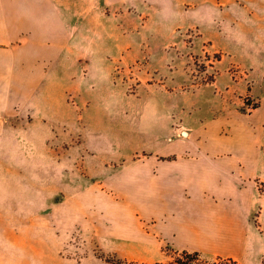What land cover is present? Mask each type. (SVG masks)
Masks as SVG:
<instances>
[{
  "label": "rangeland",
  "instance_id": "obj_1",
  "mask_svg": "<svg viewBox=\"0 0 264 264\" xmlns=\"http://www.w3.org/2000/svg\"><path fill=\"white\" fill-rule=\"evenodd\" d=\"M101 1L85 0L86 33L70 36L71 56L84 44L93 66L85 80L64 84L69 125L55 132L53 149L70 156L67 175L61 158L47 171L44 161L15 162L22 172L1 188L0 264H170L184 251L199 254L193 264H213L222 256L181 250L158 211L132 209L126 170L163 158L159 136L182 138L185 128L248 134L264 148V0H175L172 14L160 0L140 3L130 28L101 20ZM52 2L70 16L78 5ZM45 102L37 108L52 107ZM256 187L264 193V167Z\"/></svg>",
  "mask_w": 264,
  "mask_h": 264
},
{
  "label": "crops",
  "instance_id": "obj_2",
  "mask_svg": "<svg viewBox=\"0 0 264 264\" xmlns=\"http://www.w3.org/2000/svg\"><path fill=\"white\" fill-rule=\"evenodd\" d=\"M156 2L102 0L98 14L104 9L101 20L130 28L134 8L140 3L151 8ZM37 3L44 6L39 9ZM73 3L78 5L70 16L54 12L52 0H0V195L3 186L12 189L13 172L23 170L15 162L44 161L47 171L53 169L54 158H61L67 175L70 156L64 150L55 156L53 149L59 140L55 132L69 125L64 84L85 80L87 66H93L83 59L84 44L78 43L77 53L70 54V36L86 33L85 0ZM175 3L160 0L171 14ZM47 84L59 85L49 91ZM54 95L55 107L48 101ZM40 100L52 107L39 110ZM185 129L182 138L159 136L166 138L163 158H146L126 170L134 180L132 209L145 215L158 211L168 219L161 229L180 237L181 250L212 251L243 263L261 261L264 193L256 180L263 172V146L248 134L235 132L224 139L206 127ZM33 176L37 179L38 173ZM46 178L53 183L49 172Z\"/></svg>",
  "mask_w": 264,
  "mask_h": 264
},
{
  "label": "trees",
  "instance_id": "obj_3",
  "mask_svg": "<svg viewBox=\"0 0 264 264\" xmlns=\"http://www.w3.org/2000/svg\"><path fill=\"white\" fill-rule=\"evenodd\" d=\"M199 254L197 252L194 253H188L186 251L178 254L177 258L174 259L173 262L170 264H193L196 260H198ZM121 264V263H117ZM213 264H240L238 261L232 259V258H223L218 257L216 259V262Z\"/></svg>",
  "mask_w": 264,
  "mask_h": 264
},
{
  "label": "built area",
  "instance_id": "obj_4",
  "mask_svg": "<svg viewBox=\"0 0 264 264\" xmlns=\"http://www.w3.org/2000/svg\"><path fill=\"white\" fill-rule=\"evenodd\" d=\"M183 134H185V133H183Z\"/></svg>",
  "mask_w": 264,
  "mask_h": 264
}]
</instances>
